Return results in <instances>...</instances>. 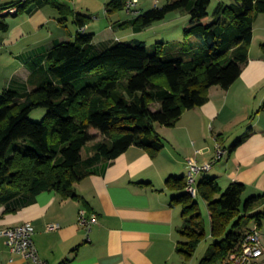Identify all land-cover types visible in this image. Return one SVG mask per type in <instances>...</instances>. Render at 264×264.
<instances>
[{
	"label": "trees",
	"instance_id": "obj_1",
	"mask_svg": "<svg viewBox=\"0 0 264 264\" xmlns=\"http://www.w3.org/2000/svg\"><path fill=\"white\" fill-rule=\"evenodd\" d=\"M30 1L56 8L61 24L69 16L79 28L91 20L66 0H17L1 5L0 11L16 5L18 13ZM209 3L165 0L121 23L138 32L170 11L185 9L190 19L184 36L198 38L200 47L179 42L182 48L173 51L156 42L149 51L144 41L135 39L97 51L94 35L78 31L72 40L56 43L32 59L28 66L36 76L33 89L0 92V204L53 190L63 199L81 200L86 207L73 185L90 173L91 166L130 146L154 155L164 145L155 123L174 126L184 110L207 101L210 87L231 85L247 62L253 22L264 13V0H234L219 6L216 16L205 23ZM105 8L107 13L123 10L125 1L108 0ZM6 15H0V30L8 26ZM260 47L264 51V42ZM39 107L46 111L34 122L29 114ZM91 142L93 153L83 157V147ZM185 184V177L166 179L167 187L183 191L173 198L183 216L179 230L184 240L177 242V253L185 262L190 260L206 236L195 200L200 197L207 203L210 234L216 240L198 264H226L250 230V221L258 228L262 225L264 211H249L264 203V193L248 196L242 211L246 186L241 182L223 189L214 177H205L197 183L196 197L185 191Z\"/></svg>",
	"mask_w": 264,
	"mask_h": 264
},
{
	"label": "crops",
	"instance_id": "obj_2",
	"mask_svg": "<svg viewBox=\"0 0 264 264\" xmlns=\"http://www.w3.org/2000/svg\"><path fill=\"white\" fill-rule=\"evenodd\" d=\"M15 1L0 0V6ZM134 8L130 10L132 15L123 19L116 18L119 13H111L114 20L105 32H96L94 23L85 25V32L94 35L97 51L121 42L123 38L118 33L123 31L131 38L124 42L137 39L147 44L140 38L146 28L136 32L121 25L140 14ZM9 15L11 20L8 15L4 18L6 30H0V91L24 93L33 89L32 79L36 80L29 62L56 43L68 37L72 40L79 27L74 23L75 33L65 31V23L58 21V10L46 3L30 1L22 11ZM165 39L163 42L171 50L182 48L177 42L171 43L176 41L174 38ZM195 40L193 47H200L201 41ZM263 42L264 13H259L253 22L247 62L238 78L227 88L210 87L207 101L184 110L174 126L157 124L155 130L164 145L154 155L130 146L117 157L91 166L90 173L73 185L86 207L81 200L63 199L53 190L34 196L19 195L0 204V230L31 222L41 264H180L176 246L184 239L179 230L183 216L173 198L183 191L167 187L166 179L171 175L186 177L188 158L208 162L219 143L227 153L209 170L198 174L197 183L214 177L223 189L231 182H241L246 186L245 193H264ZM87 145L83 157L93 153V143ZM81 209L97 217L87 233L89 240L79 224ZM50 224L57 226L50 229ZM263 225L259 231L264 240ZM0 264L39 263L12 252L0 236Z\"/></svg>",
	"mask_w": 264,
	"mask_h": 264
},
{
	"label": "rangeland",
	"instance_id": "obj_3",
	"mask_svg": "<svg viewBox=\"0 0 264 264\" xmlns=\"http://www.w3.org/2000/svg\"><path fill=\"white\" fill-rule=\"evenodd\" d=\"M75 0H67V2L70 4V6L76 7V11L86 14L88 16H91L92 19L90 23H94V28L96 32H105L109 25V23L114 20V14L119 13L116 18H125L128 17L131 14L130 11H128L126 8L120 11L115 12L114 14L111 13H106L105 11V5L108 0H77V3L74 4ZM234 0H210L209 5L207 6V16L203 20V22L208 23L210 22L217 14V10L219 6L225 5V4H230ZM165 4V0H159L158 3L154 4L152 0H138V3L136 4L134 10L138 11L139 13H142L144 11H147L149 9L156 7H160L161 5ZM133 9V8H132ZM111 17V20L110 18ZM9 20L12 19L10 15L7 16ZM189 19L190 15L187 10L185 9H178V10H173L170 11L166 14L165 18L159 21L154 22L151 26L146 27L144 30L143 34L140 36V38H144L147 40V46L148 50L151 51L152 46L156 42H163L166 41L165 38H174L176 41L171 42L173 45L174 43L177 42H185L187 43V47L189 48L192 47L193 41L195 40L194 36H190L188 38H185L183 29L185 26L189 24ZM92 26V24H91ZM75 24L72 21V17L69 16L68 20L65 21V24L63 26V29L65 31L70 32V34L75 33ZM121 35L122 41L130 40L131 38L126 36L125 32L123 31L122 33H118ZM68 40H71V37H68ZM169 43V45L171 44ZM14 65V64H13ZM44 108H35L32 110L29 114V119L34 121V122H39L42 118V116L45 113ZM43 114V115H41ZM32 118V119H31ZM158 123H155V127ZM92 143V142H91ZM89 146H85L83 148L82 154L85 155L87 152V149ZM250 193H244L242 196L243 203L241 205V209L243 211L244 209V201L248 196H250ZM195 200L199 204V208L202 214V218L205 223V230H206V236L205 238L200 242V244L197 246L193 256L191 257L190 260L184 261L181 258L180 264H198L201 258L204 256L205 252L207 249L211 246V244L216 240L213 238L210 234V220H209V214H208V209H207V203L201 199L200 197H196ZM256 211H264V204H260L253 208L252 210L249 211L250 214L256 212ZM250 225H252L254 222L253 220L250 221ZM264 224V220L262 222ZM264 226V225H263ZM264 230V229H263ZM184 240V239H183ZM263 245H264V240L262 239ZM216 264H222L220 262Z\"/></svg>",
	"mask_w": 264,
	"mask_h": 264
},
{
	"label": "built area",
	"instance_id": "obj_4",
	"mask_svg": "<svg viewBox=\"0 0 264 264\" xmlns=\"http://www.w3.org/2000/svg\"><path fill=\"white\" fill-rule=\"evenodd\" d=\"M25 1V0H23ZM125 8L130 11L136 6L138 0H124ZM154 4L159 0H152ZM17 6L12 5L0 11L1 14H15ZM81 33L85 32V27L78 30ZM1 92V91H0ZM227 153V149L216 144L214 155L210 161L198 163L193 158L186 160L187 174L185 191L192 197L197 196V176L201 172L207 171L216 161L220 160ZM97 217L95 214L87 215L86 210L79 211V224L86 230V240H89L88 231L90 226L95 223ZM56 224H50L48 228H56ZM34 226L31 222H23L18 225L10 226L0 230V236L5 238V243L12 252H15L25 260H30L41 264L37 250L33 243ZM226 264H264V246L262 244L261 233L259 228L254 225L248 233L243 237L240 246L237 250L229 253Z\"/></svg>",
	"mask_w": 264,
	"mask_h": 264
}]
</instances>
